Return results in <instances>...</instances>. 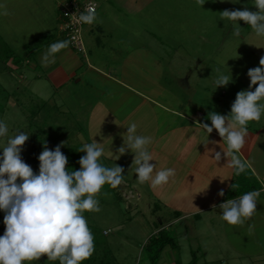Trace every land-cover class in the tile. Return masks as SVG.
<instances>
[{
  "label": "rangeland",
  "instance_id": "1",
  "mask_svg": "<svg viewBox=\"0 0 264 264\" xmlns=\"http://www.w3.org/2000/svg\"><path fill=\"white\" fill-rule=\"evenodd\" d=\"M113 1L117 6L112 2V7L101 2L98 4L99 9L107 8L113 12L110 16L104 15L103 21L119 24L116 41H130L139 44L137 46L146 44L144 46L150 48L152 57L162 69V86L171 90L174 102L189 100V110L191 107L201 108L205 122H210L207 119L209 112L230 113L236 93L248 89V69L260 66L259 60L264 56V37L257 36L244 21H230L222 18L220 13L244 7L255 11L254 0H205L203 5L198 0H136L137 7L132 10L120 5V0ZM0 4L5 5L10 13L0 15V49L8 45L23 62L17 65L0 61V121L9 129L8 137L0 139V151L7 138L18 131L25 132L29 139L23 145L21 156L34 170V167L39 168L37 157L43 149L30 154L36 129H29L28 119L32 118L34 127L40 125L44 128V142L48 140L49 150L61 142H64L61 150L67 145L82 147L76 134L79 130L80 135L84 132L86 106L80 104L78 107L76 102L84 96L82 91L74 94L68 89L65 96L64 90H55L46 72L37 66L40 63L38 55H33L34 49L42 45L49 34L60 37L59 41L66 40L58 30L59 11L55 1L0 0ZM100 5L105 7L100 8ZM234 24L241 27L239 37L233 35ZM47 50L49 48L44 51ZM31 53V62H24ZM217 69L231 74L232 81L227 86L214 87ZM254 89L255 86L251 90ZM42 101L46 105L40 109ZM60 103L65 104L67 112L61 109ZM263 123L264 114L259 121H249L247 126L258 128ZM102 164L112 167L116 163L104 161ZM17 182H20L19 178ZM136 182L137 185H132V181L128 185L123 181L115 189L105 184L97 197L101 211L89 212L87 217V222L96 226L101 234L99 239L106 240L119 264H149L144 245L158 230L159 223L165 224L168 220L165 216L168 213L161 212L167 220L161 219L158 212L152 214L155 201L150 189H145L138 179ZM165 228L166 233L174 237L175 245L165 246L156 264H264V256L252 259L243 255L234 257V251L218 235V227L209 214L199 219L187 217ZM193 258L194 262L190 263ZM52 263L56 264L55 260L42 255L40 259L24 264Z\"/></svg>",
  "mask_w": 264,
  "mask_h": 264
},
{
  "label": "crops",
  "instance_id": "2",
  "mask_svg": "<svg viewBox=\"0 0 264 264\" xmlns=\"http://www.w3.org/2000/svg\"><path fill=\"white\" fill-rule=\"evenodd\" d=\"M54 1L58 9L59 3L64 0ZM135 1L120 0V5L132 10L137 7ZM95 2L97 20L92 24L85 23L82 30L85 45L83 54L76 53L68 46L54 54L55 63L45 64L43 58L49 50H44L60 38L51 34L34 49V55H38L40 60L37 66L46 72L55 90H64L65 96L68 89H72L74 94L83 92L84 98L76 102V106H86L84 132L80 135L79 130L76 134L80 144L91 143L93 139L102 143L105 152L100 162L110 161L123 167L125 184L129 185L132 181V185H137V166L132 163L134 153L128 151L118 160L113 158V154L123 144V139H126L127 127L135 122L139 135L153 137L148 149L154 161L149 163H156V171L163 168L176 170L175 177L170 178L165 185L143 183L145 189H150L155 201L152 214L158 212L161 219H166L161 212L168 213L165 214L167 222L159 223L157 229L187 217L199 219L209 214L218 227V235L234 251V257L243 255L252 259L264 256V191L258 198L255 215L243 225H229L221 219L222 211L218 206L226 200L222 201L217 193L221 189L226 191L233 180L234 170L228 166L230 157H223L222 154L218 163L211 159L212 154L206 151L205 143L207 139L217 141L215 145L207 144V148L227 152V142L215 129L207 136L199 126L198 121L205 123L201 108L191 107L189 110L187 99L180 103L174 102V94L162 86L160 64L152 57L150 48L144 46L146 44L137 46L139 44L134 45L130 41L125 43L115 40L119 24L111 20L103 21L104 15L110 16L113 12L107 8L99 9L98 4L101 2L106 7H112L116 2ZM59 105L67 112L64 103ZM247 130V142L242 149L241 159L251 162L249 169L260 182L261 190L264 189V123L258 128L247 126ZM213 205L217 207L213 208ZM219 245L222 246V243Z\"/></svg>",
  "mask_w": 264,
  "mask_h": 264
},
{
  "label": "clouds",
  "instance_id": "3",
  "mask_svg": "<svg viewBox=\"0 0 264 264\" xmlns=\"http://www.w3.org/2000/svg\"><path fill=\"white\" fill-rule=\"evenodd\" d=\"M198 2L203 5L205 0ZM253 6L255 11L247 7L242 10L226 9L220 15L230 21H244L257 36L264 37V0H254ZM0 9H3L0 15L10 14L5 5L0 4ZM96 20L95 6H89L86 13L79 15V21L86 24ZM240 33L241 27L234 24L233 35L239 37ZM70 42L66 39L51 44L43 58L45 64L55 63L54 54L67 48ZM49 56L52 58L49 59ZM259 65L248 69V89L236 93L229 114L209 112L207 119L211 125L197 122L207 136L215 129L227 142V152L215 151V148H207V144L215 145L217 141L207 139L206 151L212 154L211 159L216 163L222 159V154L223 157H230L228 166L237 176L251 168L250 161L241 159L248 137V122L259 121L264 114V56L260 58ZM217 72L213 81L215 88L225 87L232 81L230 73L224 74L219 69ZM253 86L255 89L251 90ZM137 128L135 122L127 127L126 139H123L113 158L118 160L131 151L139 182H151L152 186L169 183L176 170L163 168L156 171V163H149L154 161L148 149L153 137L139 135ZM8 131V125L0 121V139L8 137ZM28 139V134L18 131L5 140V146L0 151V211L5 213V231L0 236V264H24L25 261L38 260L42 255L50 260H59V264H82L94 252V236L83 213L101 211L98 194L105 184L113 189L120 186L125 170L117 164L112 167L102 164L100 158L105 152L104 145L93 139L80 148L79 152L85 155L78 160L80 168L75 171L66 168L68 157L61 151L64 142L52 150L45 145L37 157V174L21 156ZM18 178L20 182H17ZM231 187L235 189L238 185ZM261 191L264 189L252 190L219 204L221 219L229 225H243L255 215ZM224 194L223 189L217 193L221 197Z\"/></svg>",
  "mask_w": 264,
  "mask_h": 264
},
{
  "label": "trees",
  "instance_id": "4",
  "mask_svg": "<svg viewBox=\"0 0 264 264\" xmlns=\"http://www.w3.org/2000/svg\"><path fill=\"white\" fill-rule=\"evenodd\" d=\"M59 11V9H58ZM59 16V15H58ZM60 19V18H59ZM59 21V20H58ZM52 35V34H51ZM49 35V36H51ZM47 37V39L49 38ZM64 37V35H62ZM3 41V40H2ZM5 44V43H4ZM6 46V44H5ZM38 47V46H37ZM34 52V51H33ZM34 55V54H33ZM30 57L32 58V53L30 56H26L25 61L29 62ZM29 60V61H28ZM0 61L8 62L11 61L13 64L22 65V60L14 53L13 49L10 48L8 45L6 47H2L0 49ZM41 104V105H39ZM38 105L40 106V109L46 105L45 101H42ZM205 122V121H204ZM207 124H211L210 122H205ZM32 118L28 119V127L32 131L34 128L35 134L34 137L32 135V140L34 143L33 151L30 154L34 155L35 151L42 150L43 147L49 144L48 140L44 142V128L40 127V125L33 126ZM38 127V128H37ZM81 147H74V146H66L61 151L68 157V164L66 165V168L69 169V171H75L79 170L80 165L78 164V157L85 155L83 152H79ZM34 167V173L38 174V171H36ZM238 185L235 189L231 187V185ZM261 188V184L258 181L257 177L252 173V171L248 168L244 173L240 174L239 176L235 175V172L233 171V180L224 192V196L221 197L222 201L236 198L240 195H243L246 192L252 191V190H259ZM5 213L3 211H0V233L1 235L4 234L5 231V225L3 223V217ZM86 220L89 215L88 211H85L83 213ZM88 223V226L93 233L94 236V252L91 255L90 258L82 261V264H119L115 262L113 255L111 254L110 247L107 244L106 240L104 238L99 239L101 234L98 232L96 226L93 224ZM106 231H103V234H105ZM167 245H175V239L173 236L168 235L166 233L165 228L158 229L155 233L151 234L148 240L146 241L144 245V250L146 251V256L149 259V264H156L162 249ZM52 261V260H51ZM26 262V261H25ZM24 262V263H25ZM56 264H59V260H55ZM194 262V258L190 261ZM53 264V263H52ZM175 264H181L180 262H176Z\"/></svg>",
  "mask_w": 264,
  "mask_h": 264
},
{
  "label": "built area",
  "instance_id": "5",
  "mask_svg": "<svg viewBox=\"0 0 264 264\" xmlns=\"http://www.w3.org/2000/svg\"><path fill=\"white\" fill-rule=\"evenodd\" d=\"M89 6H95L94 1L88 0L79 2L78 0H64L59 3V32L67 40H70L69 46L77 53H84L85 45L82 36L84 23L79 21V15L86 13Z\"/></svg>",
  "mask_w": 264,
  "mask_h": 264
}]
</instances>
